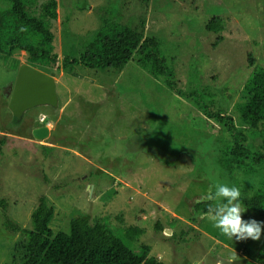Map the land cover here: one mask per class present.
Listing matches in <instances>:
<instances>
[{"label":"rangeland","instance_id":"rangeland-1","mask_svg":"<svg viewBox=\"0 0 264 264\" xmlns=\"http://www.w3.org/2000/svg\"><path fill=\"white\" fill-rule=\"evenodd\" d=\"M72 1L58 0L57 48L61 59L64 47L74 40V31L62 35V21L73 7ZM187 1L150 0L148 7L147 0H125L123 20L131 16L137 19L150 11L145 29L156 31L161 42L168 44L162 54L177 70V81L186 83L194 65L191 56L200 58L197 65L202 78L198 81L223 89L231 96L233 110L253 69L264 66V0ZM88 2L86 15L93 16L103 12L97 7L107 0ZM193 7L203 14L192 24L186 12ZM214 12L227 19L220 41V33L205 28V16ZM179 14L182 18L176 19ZM79 21H83V14ZM87 33L88 28H83L76 35ZM249 54L255 59L253 64ZM14 57L5 58L0 53V200H7L9 215L15 221L30 226L31 212L45 195L56 207V229L75 214V209L91 219L107 218L117 233L139 222L145 231L137 242L150 245L151 255L166 264H217L214 254L229 258L235 253L238 259L234 264H264V258L260 261L251 255L263 243L264 232L259 240H230L213 226L207 214L194 208L223 181L217 179V169L201 170L207 135L228 137L218 122H201L202 113L136 63L120 72L110 71L103 80L99 71L76 66L71 73L60 69L56 74L61 107L58 111L39 108L53 124L48 138L36 139L32 135L34 123L23 122L15 128L18 124L9 120L5 98L20 66L14 67ZM20 57L22 62L28 59ZM29 64L41 66L33 61ZM40 113L35 112V117ZM239 132L248 138L244 128ZM170 137L174 139L170 144L180 150L191 148V153H183L169 165L162 159L171 152L161 144ZM112 186H118L115 196L106 193ZM2 208L0 205V211ZM247 216L242 213L243 219ZM260 218L255 220L261 222ZM157 221L164 225L163 231L156 230ZM23 239L22 234L6 229L0 214V264H20Z\"/></svg>","mask_w":264,"mask_h":264},{"label":"trees","instance_id":"trees-1","mask_svg":"<svg viewBox=\"0 0 264 264\" xmlns=\"http://www.w3.org/2000/svg\"><path fill=\"white\" fill-rule=\"evenodd\" d=\"M149 1L147 0L148 7ZM72 2L73 7L62 21V35L64 33L68 36L74 31V40L64 47V56L61 59L57 48L58 0H0L2 57H14L13 53L17 52L18 56L14 57L15 68L24 60L20 56L26 55L27 63L37 62L56 74L60 69L71 73L76 66H82L99 71L102 80L110 71L120 72L132 62L149 71L166 89L185 100L190 108L195 107L202 113L204 117L200 119L201 122L212 119L228 132V137L225 135L215 139L207 135L206 154L201 161V170L209 172L217 169L218 180L223 179L222 183L225 181L229 186L234 185L240 189V202L246 208L247 220L259 216L263 218H260L261 222H264V66L259 65L253 69L239 90L240 100L235 102L234 109L231 110L230 95H225L223 89L212 84H202L201 79L198 81L199 77L202 78V72L197 65L200 58L191 56L194 65L188 72V81L184 84L177 81V70L166 62V55L162 54L165 41L161 42L162 37L156 31L145 29V17L150 11L143 17L133 19L131 16L123 20L125 0H107V3L97 7L103 12L97 11L93 16L86 15L88 0ZM154 8L153 6L152 11ZM199 10L193 7L186 12L192 24L196 23L198 14H203ZM79 12L83 14L82 22L79 21ZM181 15L175 18L180 19ZM205 17L206 31L220 33L217 39H223L222 32L227 22L224 15L214 12ZM83 28H88V33L81 37L76 35ZM216 43L218 41L214 42L215 45ZM248 59L254 63L252 54H249ZM5 100L7 106L8 97ZM60 105L59 103V108ZM39 108L37 114L41 111ZM35 125H41L39 120ZM241 127L246 130L249 141H246L248 138L241 137ZM171 140L174 139L170 137L169 141H162L164 143L161 144L166 145L165 148L171 152H165L167 157L162 159L169 165L176 162L183 153H191V148L186 144L188 150L184 147L180 150L170 144ZM191 156L194 160V156ZM110 178L115 179L112 176ZM117 187L112 186L106 193L115 196L118 193ZM214 191L213 188L212 192ZM39 200V204L31 212L30 226H22L15 221L9 215L7 200H0L3 207L0 211L3 225L8 231L24 236L20 264H166L151 255L150 245L137 242V238L145 231L141 223L136 222L120 228V233H117L115 228L110 227L107 218L91 219L83 210L75 209V214L56 229L55 205L45 195ZM208 203L204 199L198 200L194 208L201 214H207ZM191 219L196 220V217ZM155 226L157 231L165 228L159 221ZM251 255L263 260L264 242Z\"/></svg>","mask_w":264,"mask_h":264},{"label":"water","instance_id":"water-1","mask_svg":"<svg viewBox=\"0 0 264 264\" xmlns=\"http://www.w3.org/2000/svg\"><path fill=\"white\" fill-rule=\"evenodd\" d=\"M60 103L56 87L55 72L48 68L37 67L27 62L20 63L15 75V81L10 90L8 109L12 115V123L20 124L24 121L27 111L41 106L58 108ZM32 135L36 139L50 136L48 125L35 126ZM170 234L172 230L166 229ZM264 242V236L262 238ZM212 259L217 264H227L229 258L214 254Z\"/></svg>","mask_w":264,"mask_h":264},{"label":"clouds","instance_id":"clouds-1","mask_svg":"<svg viewBox=\"0 0 264 264\" xmlns=\"http://www.w3.org/2000/svg\"><path fill=\"white\" fill-rule=\"evenodd\" d=\"M40 112L39 115H36V119L39 120L41 125H48L51 134L53 122L51 120L47 121L49 115L45 111L43 113L42 111ZM240 196L241 191L238 187L234 185L229 186L226 183L216 184L215 191L208 193L204 197V200L209 202L206 218L230 240L234 237L237 240H245L248 238L259 240L264 222H258L255 219L245 220L242 218V213L246 211V208L242 207ZM237 259L238 255L235 253L229 257L227 264H234Z\"/></svg>","mask_w":264,"mask_h":264},{"label":"flooded vegetation","instance_id":"flooded-vegetation-1","mask_svg":"<svg viewBox=\"0 0 264 264\" xmlns=\"http://www.w3.org/2000/svg\"><path fill=\"white\" fill-rule=\"evenodd\" d=\"M12 84H13V82H11L10 85L8 86V90H7V97H8V99H9V95H10V90H11ZM38 108L39 107L27 111L26 117H25V119H24L23 122L34 123V126H36L35 125L36 124V117H35V114L34 113L37 111ZM8 116H10V118H9V120H10L12 118L11 112H10V115H8ZM22 123H20L19 125H21ZM19 125L15 126V128H18Z\"/></svg>","mask_w":264,"mask_h":264},{"label":"crops","instance_id":"crops-1","mask_svg":"<svg viewBox=\"0 0 264 264\" xmlns=\"http://www.w3.org/2000/svg\"><path fill=\"white\" fill-rule=\"evenodd\" d=\"M51 126V125H50Z\"/></svg>","mask_w":264,"mask_h":264}]
</instances>
